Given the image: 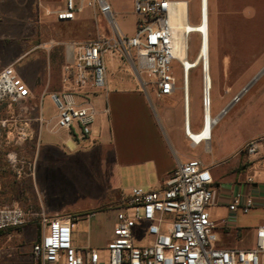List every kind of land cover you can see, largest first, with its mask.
Listing matches in <instances>:
<instances>
[{
	"label": "built area",
	"instance_id": "built-area-1",
	"mask_svg": "<svg viewBox=\"0 0 264 264\" xmlns=\"http://www.w3.org/2000/svg\"><path fill=\"white\" fill-rule=\"evenodd\" d=\"M133 4L138 21L132 37L126 36L117 25L109 0H64V8L55 12L58 21L71 22L76 20L77 13L90 8L96 20L98 15L104 18L109 33H100L93 41L67 44L74 57L67 58L61 89L49 94L56 111L54 128L70 132L78 141L91 137L99 115L91 98L107 87L105 57L120 54L131 65L143 89L149 83L157 89L160 97L171 96L176 91L173 65L175 62L179 64L186 104V135L193 145L208 144L213 129L228 111L225 107L216 116L212 114L210 51L203 55L210 34L209 26L205 31L201 30L209 15V0H199L197 25L190 23L187 1L134 0ZM182 6L187 12L185 18L180 15ZM192 35H198L200 39L199 51L193 61L189 59ZM198 68L201 69L203 125L199 132L192 134L187 99L190 73ZM144 76H147L148 83ZM247 90L244 88L229 105L239 102ZM29 97L30 90L13 65L0 71V106L13 111ZM38 120L46 125L49 123L42 117ZM207 130L208 135L205 134ZM0 137L5 145L16 147L32 141L34 132L29 120L12 114L10 119L0 122ZM263 144L264 137L252 139L239 154L255 158ZM8 160L18 177L33 174V163L19 161L15 152L8 155ZM262 167L264 163L254 171ZM213 182L210 170L200 160H191L179 164L163 187L132 188L115 206L117 216L113 238L105 250L75 246L77 215L49 216L43 211L35 213L18 205L0 207V245L3 231L23 228L37 219L40 237L32 247L36 264H264V226L257 229L256 246L252 250L218 246V225L209 211ZM248 183H254V175L248 178ZM254 204L253 197L237 194L229 209L232 213L248 214ZM142 225L146 226L151 237L147 245L136 243L134 231Z\"/></svg>",
	"mask_w": 264,
	"mask_h": 264
},
{
	"label": "crops",
	"instance_id": "crops-1",
	"mask_svg": "<svg viewBox=\"0 0 264 264\" xmlns=\"http://www.w3.org/2000/svg\"><path fill=\"white\" fill-rule=\"evenodd\" d=\"M29 1L4 0L2 3L13 2L26 6ZM31 1L32 6L39 4L43 8H47L49 3L48 0ZM59 1L61 6L56 11L64 8V0ZM93 14L95 16L94 11ZM53 15L54 24L63 23V21H58L56 13ZM76 20L71 23H77ZM93 28L90 26L86 32L90 29L92 31ZM0 29V39L6 38L7 34H15V36L8 37L26 39L28 42L35 39L34 34H25V30L20 28L17 20L0 22ZM96 38L97 36L93 39L65 42L61 49L58 43L51 38H43L40 43H32L29 49L22 48L20 52L15 53L19 55V58L10 65L15 67L18 75L29 88L30 97L16 106L13 111L0 106V122L10 119L12 114L30 121L34 139L16 147L6 146L5 151L8 155L15 152L23 160L26 158V161L33 163L34 170L32 175H26L18 181H9L0 163V207L18 205L35 213L44 211L49 216L60 215L64 210L61 204L56 203L57 198L53 195L44 196L40 187L45 190L50 182L56 180L54 176L60 172L55 171V167L61 164H66V167H69V173L76 174V181L84 186L79 189L81 191L78 190L79 202L84 204L83 207L94 208L109 197L117 203L118 196L116 195L128 194L134 187L145 189L163 187L173 177L179 164L200 160L210 170L214 180L213 199L209 211L211 218L218 225V246L223 249H254L257 229L264 226V167L254 171L255 168L259 169L260 163H264V144L257 157L249 159L246 154H238L236 160L224 166L215 164L223 156L218 159L213 156L206 160L200 158L195 154L199 148H204L206 153L209 150L212 154L211 142L218 125L213 129L211 141L208 144L193 145L191 143L185 132L186 111L184 108L186 107L184 105L186 104L182 88H180L182 91L180 96H176L177 87L171 96L160 97L156 93V98H171L173 104L167 107L160 103L155 112L151 107L146 89H143L134 77L131 80L125 77L124 74L127 73L124 64L127 61L120 54L107 55L105 57L106 69L111 65V73L106 75L107 87L103 94L98 93L94 97L98 102L102 99V104L99 106V115L92 128L91 137L85 141H78L70 132L54 128L56 111L49 94L61 89V76L67 64V58L70 56L73 59L74 57V53L67 48V44L93 41ZM56 50L62 56L59 68L58 65L57 68L53 67L49 58ZM36 51H42L44 61V56L48 57L46 72L42 75L29 74L16 68L24 56ZM116 68L119 69L118 74L121 76H117ZM45 100H48L51 108L48 115L44 112ZM187 100L188 121L193 134L201 130L203 114L202 119L197 116L193 117L191 114L190 85ZM40 117L49 123L46 125L44 122H39ZM245 132L244 137L235 138L236 145L230 151L243 148L252 139L264 137V130ZM45 134L61 136L56 141L50 138L44 140ZM90 140L94 145L92 151H88L86 146ZM75 155L81 156V159L70 162L68 158ZM207 160L210 162H206ZM252 175H254V183L250 184L248 178ZM97 184H102L104 190L99 191V188H96ZM237 194L254 198V207L248 214L230 211L229 206ZM32 202L37 207H33ZM88 203H93L94 206H88L91 205ZM103 212L105 211L94 212L90 217L95 220L96 216ZM34 226L36 229L32 228ZM20 229L28 231L29 241L27 242L33 247L40 237L39 223L33 222ZM14 230L17 229L3 231L1 241L10 240ZM112 238L113 232L111 231L109 239ZM74 243L79 248H85L83 244L77 242L76 236ZM0 264H4L1 249Z\"/></svg>",
	"mask_w": 264,
	"mask_h": 264
},
{
	"label": "rangeland",
	"instance_id": "rangeland-1",
	"mask_svg": "<svg viewBox=\"0 0 264 264\" xmlns=\"http://www.w3.org/2000/svg\"><path fill=\"white\" fill-rule=\"evenodd\" d=\"M0 0V22L16 21L20 28L25 30V34L35 35L34 41L26 39H14L15 34H7L6 38L0 39V69L10 65L19 58L17 53L22 48L29 49L32 43H40L43 38H51L58 46L63 48L65 42L93 39L100 33L108 34L109 27L101 15L97 20L92 9L85 8L81 13H77V23L63 22L58 25L54 24V13L59 9L61 3L59 0H48L47 8L37 4L32 6L30 0L26 6L18 3H8ZM189 3L190 23L197 25L199 23V0H183ZM115 13V21L121 31L128 37L135 35L137 31L138 18L134 13V0H109ZM209 26L207 46L210 51L211 75L213 79V89L211 84L212 112L217 115L221 110L227 107V113L221 118L218 126L215 128L213 141L211 142L212 154L204 148L195 151L196 155L206 160L212 156L221 158L215 162L218 165H226L237 159L241 148L236 151H230L236 143L235 138H242L245 131L264 130V0H209V15L207 16L206 27ZM90 26L94 27L91 31ZM1 30V29H0ZM87 34V35H86ZM49 40V39H48ZM46 41V39H45ZM189 59L194 60L200 47L198 35H192L189 41ZM57 46V47H58ZM59 52L51 53L50 61L53 67L59 68L62 62V56ZM42 51H36L24 56L17 69L25 73H38L42 75L47 71L48 57L44 56ZM111 66V65H110ZM108 66L106 75L111 73V67ZM174 75L177 78V95H182V70L174 63ZM124 68L127 74L125 77L131 80L133 77L138 82L131 65L125 62ZM119 69L116 68L117 76ZM148 83L147 76L143 77ZM247 88V92L241 97L239 102H230L241 91ZM146 89L149 95L151 107L157 112L160 103L170 107L173 100L170 98H156L157 89L147 84ZM100 90L99 94H103ZM190 95H191V114L202 119V83L201 69H195L190 73ZM184 97V96H183ZM92 103L99 109L102 99L98 102L93 97ZM185 107V105H184ZM48 100L44 103V112L50 114ZM185 109V108H184ZM6 115V114H4ZM61 135H44V140H58ZM4 140L0 137V163L3 165L6 173L5 177L9 181H18L25 176L18 177L15 169L9 164L8 153ZM26 143V142H25ZM88 151L93 150V143H86ZM210 149V148H209ZM19 161H23L20 155H17ZM69 161H77L81 156L68 158ZM26 161V158L24 159ZM29 162V161H28ZM206 162H210L207 160ZM55 181L50 182L46 189L41 193L44 196L53 195L57 198L56 203L61 204L62 216L77 215L78 223L74 229V238L77 242L85 246L86 249L105 250L109 243L110 233L113 232L117 211L115 204H119L124 193L116 195L118 202L112 201L109 197L96 207H83L79 199V189L84 186L76 181V174L69 173V167L61 164L55 167ZM1 180V177H0ZM99 191L104 190L102 184H97ZM79 190V191H78ZM36 194V193H35ZM101 195V194H99ZM33 203V202H32ZM94 206L93 203H88ZM33 207H37L33 203ZM110 209V210H109ZM105 211L92 220L90 215L94 212ZM41 212V211H40ZM44 212V211H43ZM37 222V221H36ZM28 226V225H27ZM25 226V227H27ZM36 229V226L32 227ZM13 237L10 240L1 241L0 249L3 254L4 264H36L33 260L29 244L28 231L17 229L12 231ZM136 243L138 245H147L151 237L146 232V226L142 225L134 231Z\"/></svg>",
	"mask_w": 264,
	"mask_h": 264
},
{
	"label": "bare ground",
	"instance_id": "bare-ground-1",
	"mask_svg": "<svg viewBox=\"0 0 264 264\" xmlns=\"http://www.w3.org/2000/svg\"><path fill=\"white\" fill-rule=\"evenodd\" d=\"M180 15L182 16V17H186V15H187V12H186V9L182 6L181 8H180ZM205 28H206V21H205V23H204V25H203V27H202V31H205ZM197 30H200V28L199 29H197ZM180 40H181V43H182V45L184 44V41H183V38L181 37L180 38ZM207 51H208V46H207V41L205 42V45H204V49H203V55H207ZM205 134L206 135H208L209 134V131L207 130V131H205Z\"/></svg>",
	"mask_w": 264,
	"mask_h": 264
},
{
	"label": "trees",
	"instance_id": "trees-1",
	"mask_svg": "<svg viewBox=\"0 0 264 264\" xmlns=\"http://www.w3.org/2000/svg\"><path fill=\"white\" fill-rule=\"evenodd\" d=\"M36 221H37V219H36ZM36 221H35V222H36Z\"/></svg>",
	"mask_w": 264,
	"mask_h": 264
}]
</instances>
